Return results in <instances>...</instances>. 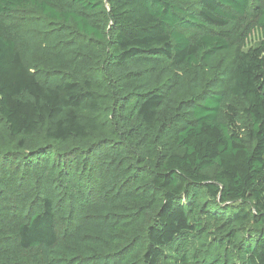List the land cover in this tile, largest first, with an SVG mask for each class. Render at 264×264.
I'll return each mask as SVG.
<instances>
[{"label": "trees", "instance_id": "trees-1", "mask_svg": "<svg viewBox=\"0 0 264 264\" xmlns=\"http://www.w3.org/2000/svg\"><path fill=\"white\" fill-rule=\"evenodd\" d=\"M0 264H264V0H0Z\"/></svg>", "mask_w": 264, "mask_h": 264}, {"label": "rangeland", "instance_id": "rangeland-1", "mask_svg": "<svg viewBox=\"0 0 264 264\" xmlns=\"http://www.w3.org/2000/svg\"><path fill=\"white\" fill-rule=\"evenodd\" d=\"M260 36H261L260 33L254 32L252 36L250 37V39L248 40L246 47L247 48L255 47L260 41V38H261Z\"/></svg>", "mask_w": 264, "mask_h": 264}]
</instances>
